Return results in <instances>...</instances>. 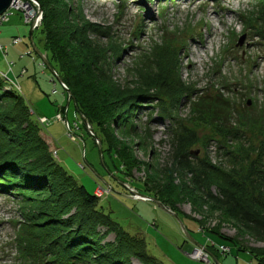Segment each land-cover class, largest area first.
I'll use <instances>...</instances> for the list:
<instances>
[{"label": "rangeland", "instance_id": "1", "mask_svg": "<svg viewBox=\"0 0 264 264\" xmlns=\"http://www.w3.org/2000/svg\"><path fill=\"white\" fill-rule=\"evenodd\" d=\"M258 3L63 1L72 8L68 21H83L87 28L94 26L88 35L100 52L102 73L108 82L90 87L97 90L90 93L91 116L101 124L113 152L126 163V174L118 157L108 151L96 125L92 124V130L85 117L76 113L69 91L68 95L62 82L33 50L34 47L59 73L44 48L41 23L33 28L32 44L29 33L17 35L22 42L16 45H7L0 39V78L5 88L10 86L23 97L28 113L39 124L41 133L49 137L46 139L53 159L98 198L104 214H109L129 234L142 238L147 253L163 264H258L250 252L263 257L260 253L264 252V240L249 234L195 194L189 176L182 174L177 164L174 143L175 136L194 140L186 148L190 163L203 161L224 174L231 173L237 180L246 176L258 155L264 162V135L257 127L241 122L248 118L260 122L264 112V38L246 21L249 17L253 27L264 32V15L257 12ZM5 13L9 18L4 25L30 28L20 11ZM1 45L7 48L2 51ZM169 81H177L189 93L174 96V90L166 86ZM134 91L150 97L138 101L140 107L133 115L135 124L126 118L118 128L114 121L123 115L122 98ZM202 102L210 105L209 109L224 110L240 135L223 140L211 127L200 125L193 107ZM7 103L0 101V113L11 109V103ZM42 118L49 122L40 124ZM213 177L208 183L209 191L215 195L222 181ZM151 194H168L171 201L167 205L158 201L160 207L149 200L154 199ZM19 221L22 217L16 198L0 194V264H24L15 245ZM219 235L233 239L235 245ZM113 240L109 234L102 243ZM132 264L138 262L132 260Z\"/></svg>", "mask_w": 264, "mask_h": 264}, {"label": "trees", "instance_id": "2", "mask_svg": "<svg viewBox=\"0 0 264 264\" xmlns=\"http://www.w3.org/2000/svg\"><path fill=\"white\" fill-rule=\"evenodd\" d=\"M37 1L42 8L39 29L45 37L44 48L51 54L59 69V73L54 71L56 76L68 88L66 92L68 95L70 93L69 99L73 101L76 113L85 117L91 129L92 124L96 125L108 151L113 152L114 147L103 135L101 124L91 116L90 93L97 90L90 87H98V83L108 82V78L103 75L104 63L99 60L100 52L89 37L90 34L88 35L93 33L94 26L89 25L87 28L88 24L84 25L83 21H79L80 24L68 21V13L72 8L63 4L64 0ZM258 1L257 12L264 15V0ZM246 21L251 29L255 28L260 37L264 38L261 28L259 30L258 27H253L249 17ZM4 49L6 48L2 46V51ZM85 73H88L87 78L84 77ZM85 78L90 79V83ZM161 82L164 81L161 79ZM180 85L177 81H169L166 86L174 90V96L188 94L189 89ZM145 97L150 95L134 91L122 98L125 108L117 121L115 118L116 127L123 126L126 118L135 124L133 115L140 107L138 101ZM0 101L11 103V109L6 108V112L0 113V194L16 198L19 205L22 221L17 222L15 245L24 264H132V260L138 264H163L147 253L146 243L142 238L129 234L109 214H104L99 209L98 198L90 194L53 159L50 142L46 139L49 137L41 133L39 124L28 113L29 109L23 97L10 86L5 88L1 78ZM205 104L202 102L194 104L193 107L200 125L211 127L223 140L234 139L236 135H240L230 125L231 121L224 110L216 107L209 109L210 105ZM1 108L4 110L5 107ZM262 114L260 122L257 118H248L241 122L257 127L264 135L263 111ZM130 128L134 129L132 125ZM175 138L177 164L181 173L189 176V185L195 194L227 219L239 223L246 232L264 240L263 157L258 155L259 159L249 165L246 176L237 180L231 173L224 174L203 161L190 163L186 159V148L194 140ZM263 148L264 144L261 150ZM117 157L123 173L126 174V163L119 155ZM259 161L262 163L260 166L257 163ZM210 176H214L216 181H222L215 195L209 191ZM152 198L165 205L171 201L168 194L163 197L155 194ZM109 234L114 236L113 242L102 243ZM218 237L235 245L231 238L223 235ZM250 253L258 264H264V252L260 253L263 257L258 253Z\"/></svg>", "mask_w": 264, "mask_h": 264}, {"label": "built area", "instance_id": "3", "mask_svg": "<svg viewBox=\"0 0 264 264\" xmlns=\"http://www.w3.org/2000/svg\"><path fill=\"white\" fill-rule=\"evenodd\" d=\"M15 7L10 8L9 11L15 10V11H20L23 13L24 20L26 23H30V25H33V28H37L39 24L41 23L42 20V12L39 9V6L35 0H27L25 3L22 2L21 0H16L15 2ZM8 14L4 13L0 17V24H2L4 21L7 20ZM20 42V38L16 37L13 40V43H18ZM2 49V47H1ZM61 87L65 90H67V87L64 83H61ZM59 116V115H58ZM57 116V117H58ZM40 124H47L48 121L45 118H42L39 120ZM66 129L69 131L70 130V125L69 123L65 120L63 121ZM71 136V135H70ZM72 140H74V137H71Z\"/></svg>", "mask_w": 264, "mask_h": 264}, {"label": "crops", "instance_id": "4", "mask_svg": "<svg viewBox=\"0 0 264 264\" xmlns=\"http://www.w3.org/2000/svg\"><path fill=\"white\" fill-rule=\"evenodd\" d=\"M18 14H20L19 12H18ZM21 15V14H20ZM22 16V15H21ZM9 18V17H8ZM23 23H24V21H23ZM26 27V29L24 28V27H22V25H10V24H6V25H4V23L1 25V27H0V39H2V41L4 42V43H6L7 45L9 44V45H16V44H18V43H20V42H18V43H12L11 41H12V39L13 38H15V37H19L20 36V34L22 33H24V34H26V35H28V33H29V28L27 27V26H25ZM17 35H19V36H17ZM19 38H21V37H19ZM8 39L10 40V43L9 42H7L8 41ZM22 39V38H21ZM22 42V41H21ZM2 46V45H1ZM4 48H7V46H4ZM1 72V71H0Z\"/></svg>", "mask_w": 264, "mask_h": 264}, {"label": "water", "instance_id": "5", "mask_svg": "<svg viewBox=\"0 0 264 264\" xmlns=\"http://www.w3.org/2000/svg\"><path fill=\"white\" fill-rule=\"evenodd\" d=\"M36 1V0H35ZM15 2H16V0H0V17L6 12V11H8L10 8H13V7H15ZM40 10H41V8H40ZM32 31H33V25L31 24V26H30V28H29V37H28V39H29V41H30V44H32V37H31V35H32ZM243 41V39L241 38L240 40H239V42L241 43ZM33 50L35 51V53L37 54V56L39 57V58H41L42 59V62H43V64L50 70V72L54 75V76H56V74H55V72H54V70L50 67V65L46 62V60L44 59V57L37 51V50H35L34 49V47H33ZM57 77V76H56ZM57 79L61 82V80L57 77ZM141 197H144V196H142V195H140ZM148 198V197H147ZM149 200H152L154 203H156L158 206H160V207H162L161 206V204L158 202V201H156V200H154V199H150L149 198Z\"/></svg>", "mask_w": 264, "mask_h": 264}, {"label": "bare ground", "instance_id": "6", "mask_svg": "<svg viewBox=\"0 0 264 264\" xmlns=\"http://www.w3.org/2000/svg\"><path fill=\"white\" fill-rule=\"evenodd\" d=\"M149 14H150V12H149Z\"/></svg>", "mask_w": 264, "mask_h": 264}]
</instances>
